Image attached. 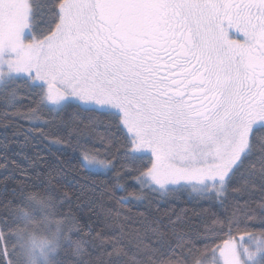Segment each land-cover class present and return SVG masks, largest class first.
Here are the masks:
<instances>
[{
  "label": "snow or ice",
  "instance_id": "6c2138e0",
  "mask_svg": "<svg viewBox=\"0 0 264 264\" xmlns=\"http://www.w3.org/2000/svg\"><path fill=\"white\" fill-rule=\"evenodd\" d=\"M0 69L24 79L52 113L106 115L125 157L143 166L129 173L140 187L220 199L217 186L235 177L253 134L264 132V0H0ZM9 163L17 167L0 168ZM82 163L109 168L86 151ZM38 167L33 160V175L4 181L0 264L12 258L9 209L25 182L52 185L59 176ZM58 190L66 202L75 195ZM224 231L231 236V226ZM229 244L221 241L224 264Z\"/></svg>",
  "mask_w": 264,
  "mask_h": 264
},
{
  "label": "trees",
  "instance_id": "16d2710c",
  "mask_svg": "<svg viewBox=\"0 0 264 264\" xmlns=\"http://www.w3.org/2000/svg\"><path fill=\"white\" fill-rule=\"evenodd\" d=\"M73 111L50 112L24 79L12 78L2 85L0 164L14 161L17 167L9 163L7 169L0 168V209L5 179L33 175L31 163L36 160V171L46 176L53 168L59 176L52 185L46 180H28L22 193L31 190L56 196L59 211L75 219L77 234L87 241L81 264H196L216 255L223 239L242 235L245 238L240 244L247 258L250 245L264 247V132L253 134L250 154L239 164L235 177L227 181L220 199L214 194H193L190 188L163 195L131 180L129 173L143 171V166L125 157L106 115L85 111L73 119ZM28 117L37 122H29ZM38 129L45 135L29 132ZM57 139L62 143H53ZM85 151L107 161L110 168L102 172L85 167ZM19 169L29 171L21 173ZM57 184L75 194L71 202L64 200ZM13 186L10 179L9 191ZM121 186L126 191H121ZM128 193L133 195L122 199ZM136 195L140 199H135ZM89 223L91 231L84 227ZM229 226L231 236L226 237L224 230Z\"/></svg>",
  "mask_w": 264,
  "mask_h": 264
},
{
  "label": "clouds",
  "instance_id": "9594fccd",
  "mask_svg": "<svg viewBox=\"0 0 264 264\" xmlns=\"http://www.w3.org/2000/svg\"><path fill=\"white\" fill-rule=\"evenodd\" d=\"M13 218L10 264H81L87 241L77 234L78 225L67 213H61L56 196L26 191L11 204ZM252 260L264 264V247L250 245Z\"/></svg>",
  "mask_w": 264,
  "mask_h": 264
},
{
  "label": "rangeland",
  "instance_id": "374dc122",
  "mask_svg": "<svg viewBox=\"0 0 264 264\" xmlns=\"http://www.w3.org/2000/svg\"><path fill=\"white\" fill-rule=\"evenodd\" d=\"M0 72H3V74H0V89H1L2 85L5 84L7 81L11 80L12 78H16L15 75L7 74L6 69H0ZM38 121L41 122V119ZM91 156L92 155L89 154V157H91ZM96 158L98 160L104 161L98 157H96ZM105 162H107V161H105ZM107 164L110 168V164L108 162H107ZM108 169H106V170H104V169H92V170L106 172ZM217 187H218L219 191L223 194L225 192L226 187H227V181L223 184H219ZM190 190L193 194L194 193L197 194L196 192L192 191V189H190ZM170 191L171 190L166 191L165 193H163V195H166ZM229 240H230V244H229L228 255H229L230 264H247V262H246L247 257H246V254H244L242 251L243 249H242V246L240 244V241H238L236 239H231V238ZM223 251H224V249L221 246L216 255H214L213 257L206 259L204 261H200L196 264H224V256L222 255ZM247 260H248V258H247Z\"/></svg>",
  "mask_w": 264,
  "mask_h": 264
},
{
  "label": "flooded vegetation",
  "instance_id": "af4514ba",
  "mask_svg": "<svg viewBox=\"0 0 264 264\" xmlns=\"http://www.w3.org/2000/svg\"><path fill=\"white\" fill-rule=\"evenodd\" d=\"M232 39H237V37H232Z\"/></svg>",
  "mask_w": 264,
  "mask_h": 264
}]
</instances>
